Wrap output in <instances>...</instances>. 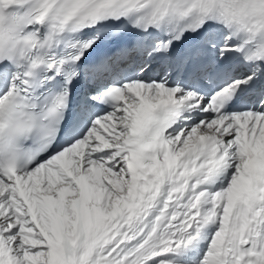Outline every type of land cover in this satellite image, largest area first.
<instances>
[{
    "label": "snow or ice",
    "instance_id": "obj_1",
    "mask_svg": "<svg viewBox=\"0 0 264 264\" xmlns=\"http://www.w3.org/2000/svg\"><path fill=\"white\" fill-rule=\"evenodd\" d=\"M0 264H264V0H0Z\"/></svg>",
    "mask_w": 264,
    "mask_h": 264
}]
</instances>
